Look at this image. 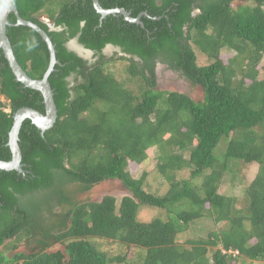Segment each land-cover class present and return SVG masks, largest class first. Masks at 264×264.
<instances>
[{"label":"trees","instance_id":"16d2710c","mask_svg":"<svg viewBox=\"0 0 264 264\" xmlns=\"http://www.w3.org/2000/svg\"><path fill=\"white\" fill-rule=\"evenodd\" d=\"M236 1L98 0L103 9L141 15L140 26L121 15L101 20L92 0H13L54 46L59 64L48 82L57 120L43 134L25 120L18 134L23 173L0 170V264L264 263V0L235 8ZM8 22L16 23L13 14ZM6 35L22 69L41 79L49 63L41 37L24 26H9ZM73 39L95 62L67 48ZM109 45L120 50L116 59L105 60ZM223 51L229 55L222 58ZM115 63L127 64L120 79L108 69ZM158 63L199 87L202 99L155 90ZM25 107L45 112L41 94L15 80L0 49L1 161L11 159L12 116ZM222 138L221 160L215 149ZM153 148L168 185L160 196L146 192V173L134 178L128 171ZM230 161L257 165L242 207L219 192ZM184 171L189 178L178 179ZM107 180L129 194L77 199ZM141 208L161 214L139 221ZM203 219L217 228L178 243ZM57 245L63 253L49 251Z\"/></svg>","mask_w":264,"mask_h":264},{"label":"rangeland","instance_id":"374dc122","mask_svg":"<svg viewBox=\"0 0 264 264\" xmlns=\"http://www.w3.org/2000/svg\"><path fill=\"white\" fill-rule=\"evenodd\" d=\"M245 4L244 0H237L232 4L233 7L241 6ZM74 42V41H72ZM89 51H85L86 56L92 61V56L88 54ZM105 60L116 59L118 55L113 56V50L110 48H105ZM197 54L198 64L203 65L207 61L201 54ZM229 53L227 51H223L221 56L227 57ZM95 62V60H93ZM126 63H115L114 65H109V72L114 74L117 79H120L124 76V66ZM260 66H264V56L260 63ZM156 73V89L155 90H167V91H176L181 92L188 95L194 101H200L202 99V91L197 86H191L190 83L183 78L179 73L173 72L167 69L164 65L158 63L155 68ZM8 111V110H7ZM226 139L222 138L219 144L217 145L215 152L218 155V158L222 160L226 149ZM147 160L141 165H133L130 164L128 166V171L134 178H139L142 173H146L145 179V190L146 192L160 196L165 193L168 188L167 183L160 177V175L156 171V157L157 151L156 149H151L147 153ZM257 170L256 164H251L250 166H244L240 163H235L233 161L229 162V170L225 173L224 178L222 180V185L219 189L220 194L225 196H232L238 199L237 206L242 207V193L247 186V184L253 178L255 171ZM178 179H188L189 173L188 171H184L177 174ZM197 182L199 181L196 180ZM129 194L127 189L118 181V180H107L99 183L92 190L83 194L77 199L79 201L92 200L98 201L105 195L114 196L117 200H119L122 196ZM161 214L160 210L153 208H141L138 214L139 221H150L153 218L158 217ZM215 226L211 224L208 220H200L193 223L189 230L182 235H179L177 238L178 243L185 244L187 240H195L199 237H205L207 233L213 229ZM217 228V227H215ZM100 245L103 246L104 251H108L109 253H118L117 247L115 244H105L100 242ZM101 249V247H100ZM3 250V249H1ZM6 255H11L10 250H3ZM19 252H27V249L24 245H19ZM50 252L61 251L64 252L62 246H54L49 250ZM238 264V263H237ZM240 264H264L263 262H250L248 260H241Z\"/></svg>","mask_w":264,"mask_h":264},{"label":"water","instance_id":"95a60500","mask_svg":"<svg viewBox=\"0 0 264 264\" xmlns=\"http://www.w3.org/2000/svg\"><path fill=\"white\" fill-rule=\"evenodd\" d=\"M92 4L95 11L100 15L101 20L109 15H121L125 21L143 26L140 21L141 15L137 18H132L130 13L124 9H103L99 5L98 0H92ZM10 14H13L16 19V23L14 25L8 22V16ZM9 26L28 27L34 30L46 44L49 52V63L41 79H31L17 62L9 39L6 35V30ZM48 26L50 29H53L52 24H48ZM72 41L75 42L76 39L69 41V43ZM0 49L15 80L21 83L24 87L39 92L44 104V114L32 108L25 107L17 110L12 116V126L8 133L7 142L11 153V159L9 161L0 160V170L16 171L17 173L22 174V155L18 145L19 130L25 120H30L42 134L54 126L57 120V109L54 102L53 92L48 82V77L53 71L54 66L58 65L59 62L56 60L55 49L49 36L36 24L23 20L19 16L18 11L13 4V0H0Z\"/></svg>","mask_w":264,"mask_h":264},{"label":"flooded vegetation","instance_id":"af4514ba","mask_svg":"<svg viewBox=\"0 0 264 264\" xmlns=\"http://www.w3.org/2000/svg\"><path fill=\"white\" fill-rule=\"evenodd\" d=\"M67 48H68L70 51L74 52L78 57H80V58L83 59L84 61H87L88 63H92L93 60H96V58H93L92 61L89 60L90 57L88 58V57L86 56L87 53H85L86 49L83 48L81 45H79V44L77 43V41H75V42H70V43L68 42V43H67ZM106 48H110V49L113 50V53H114V52H117L118 55H121L120 50H119L118 48H115V47L110 46V45L107 46ZM104 50H105V48H104L103 51H102V54H103V55H105ZM87 51H89V50H87ZM88 54H89L90 56H92V57L94 56V53L91 52V51H89ZM69 81H70V86L72 87V86L74 85V84H73V81H72V77L69 79Z\"/></svg>","mask_w":264,"mask_h":264},{"label":"clouds","instance_id":"9594fccd","mask_svg":"<svg viewBox=\"0 0 264 264\" xmlns=\"http://www.w3.org/2000/svg\"><path fill=\"white\" fill-rule=\"evenodd\" d=\"M47 25L50 24L47 20H43Z\"/></svg>","mask_w":264,"mask_h":264}]
</instances>
